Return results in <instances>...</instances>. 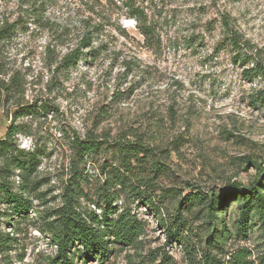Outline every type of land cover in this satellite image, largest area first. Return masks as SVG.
Wrapping results in <instances>:
<instances>
[{
  "label": "rangeland",
  "instance_id": "obj_1",
  "mask_svg": "<svg viewBox=\"0 0 264 264\" xmlns=\"http://www.w3.org/2000/svg\"><path fill=\"white\" fill-rule=\"evenodd\" d=\"M133 12L147 17L149 37ZM226 14L253 45L241 52L248 62L226 44ZM76 50L81 58L67 67ZM258 60L264 0H0V140L16 126V144L40 160L28 212L0 204L11 237L0 264H59L44 223L78 174L79 209L91 218L107 206L137 236L125 244L105 230L106 258L83 263L81 250L76 264H187L188 251L229 260L242 248L264 264V219L251 212L244 229L237 208L253 186L264 195V99L255 104L264 75L243 73ZM88 135L104 144L80 159L72 141ZM119 140L155 153L134 161L125 186L107 180ZM12 180L18 187V172ZM140 181L151 183L142 195L158 212L133 193Z\"/></svg>",
  "mask_w": 264,
  "mask_h": 264
},
{
  "label": "trees",
  "instance_id": "obj_2",
  "mask_svg": "<svg viewBox=\"0 0 264 264\" xmlns=\"http://www.w3.org/2000/svg\"><path fill=\"white\" fill-rule=\"evenodd\" d=\"M131 17L137 19L140 31L146 37H149L151 31L148 28L147 17L144 13L133 12ZM222 24L226 33V44L237 51L236 57H238V61L245 63L251 60L253 57L248 56L247 52L245 55H241V52L244 47L253 48V45L248 40L243 39L233 22V18L228 14L223 15ZM227 46H224V48ZM81 56V51L76 50L67 55L63 62L67 67H70L76 64ZM243 73L248 78L264 75V65L258 60L254 67L243 69ZM263 99L264 95H259L255 104H258ZM15 127L9 128L6 137L0 140V159L4 163L0 167V204H6V207L16 214H25L29 208V197L26 194L34 188L32 175L38 170L40 160L35 152L26 151L16 144L14 135L17 128ZM103 144L104 142L99 140L96 135H88L85 138L77 137L72 141V146L80 159L97 152L103 147ZM113 146L117 149L120 163L119 166H111L109 168L107 180H110V176L112 180L114 179L116 185L125 186L126 172L132 169L134 161L138 162L147 156H155L154 149L143 141L119 140ZM16 172L21 177L18 187L15 186L12 180ZM81 177V174L74 177L76 182L74 186H79ZM150 185L151 183L147 182L145 186V182L140 181L139 184L133 185L132 191H134V194L144 196L142 195L144 193L142 186L148 188ZM76 187L71 188V193L67 194L66 204L59 209L56 219L44 223V226H46L52 236V240L58 246V256L55 261L57 260L59 264H76L75 257L82 250L83 252L80 256L83 258V263H86L91 257L98 258L102 262L108 252L109 239L106 237L107 233L105 230H110L111 228H115V236L120 242L125 244L134 242L137 232L133 224L120 219H110L109 215L105 214L109 207L106 206L103 209L104 215L95 213L91 218L82 212L77 205L78 197L76 194L79 192L75 189ZM240 194H242L243 199L239 202L237 208L240 209L242 214L241 227L245 229L248 215L251 212L258 213L264 219V195L259 187L254 186L248 189L246 193ZM222 198L224 197L222 196ZM142 201L154 211L158 212L160 210V205L155 202L153 196L145 195ZM94 202L98 207L101 206L98 202ZM0 216H2L1 210ZM10 239L9 234L0 228V252H4V248L8 245ZM249 255L250 253L246 248L233 252L229 260L211 252H204L201 257H198L196 253L188 251L187 264H252Z\"/></svg>",
  "mask_w": 264,
  "mask_h": 264
}]
</instances>
